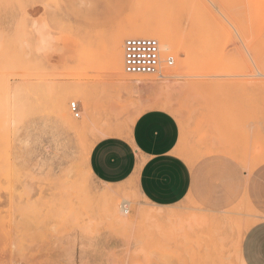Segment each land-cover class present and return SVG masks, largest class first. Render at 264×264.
<instances>
[{"label": "rangeland", "instance_id": "1", "mask_svg": "<svg viewBox=\"0 0 264 264\" xmlns=\"http://www.w3.org/2000/svg\"><path fill=\"white\" fill-rule=\"evenodd\" d=\"M136 1L0 0V264H241V230L263 212L246 198L219 206L188 196L158 207L134 182L98 183L88 165L90 120L71 103L79 107L93 86L102 95L95 118L104 127L126 119L128 129L138 113L159 108L154 101H168L162 109L181 127L178 154L192 167L217 158L231 171L263 168L264 0H144L142 12ZM151 19L173 36L165 74L185 65L167 92L141 97L121 87L116 58L123 63L125 39ZM105 25L112 30L100 37ZM64 40L77 48L54 64L64 51L54 42ZM114 202L135 229L115 220ZM141 209L174 214L159 227Z\"/></svg>", "mask_w": 264, "mask_h": 264}, {"label": "crops", "instance_id": "2", "mask_svg": "<svg viewBox=\"0 0 264 264\" xmlns=\"http://www.w3.org/2000/svg\"><path fill=\"white\" fill-rule=\"evenodd\" d=\"M76 12L80 17L85 16L81 10ZM92 25L86 26L92 28ZM117 46L116 43V51ZM54 47L64 48L62 56L54 54L50 57L57 64L61 60L67 62L77 45L64 40L54 42ZM116 65L117 69L123 68L117 58ZM100 102L102 95L99 96L92 86L81 92L78 104L80 112L90 120L88 126L93 129L90 134L95 136L88 165L98 183L134 182L142 197L161 206L178 204L188 196L219 206L246 198L256 211L264 213V167L250 172L244 169L231 171L217 158L205 159L192 167L178 154L181 127L173 113L151 108L137 116L128 129H125L126 119L118 125L104 127L103 118L93 115L99 110ZM120 129L122 133L116 132ZM241 258L244 264H264V215L260 219L256 215L245 232Z\"/></svg>", "mask_w": 264, "mask_h": 264}, {"label": "bare ground", "instance_id": "3", "mask_svg": "<svg viewBox=\"0 0 264 264\" xmlns=\"http://www.w3.org/2000/svg\"><path fill=\"white\" fill-rule=\"evenodd\" d=\"M57 2V1H56ZM53 3V2H52ZM54 5V4H53ZM58 5V4H57ZM59 8V7H58ZM57 8V9H58ZM135 9H137L136 11L138 12H142V11H145L146 10V7H145V1L144 0H137L136 1V4H135ZM62 14V13H61ZM64 19V18H63ZM70 24V23H69ZM137 26V25H136ZM112 25H105L103 28H102V33L99 35L100 37H102L103 35L105 36L109 31L112 30ZM116 27V25H115ZM88 35H86L89 39H92V38H95L94 34L92 33V29L91 28H88ZM114 29V28H113ZM131 36H150V37H155L156 39H160L161 43H160V46H161V56L163 58V63H162V66L160 68V71L159 73H156V74H133V75H144V76H138L136 78H133L132 81H128V79L130 78V73L126 72L125 71V68H124V60H123V68L120 66L118 67V69L115 71V75L116 77H121V78H124V81L122 82L121 81V87L125 88V89H128L130 91H133L135 92L136 94H140L141 97L144 96L145 93L147 92H150V91H155L158 95L163 93L164 91L167 92V88H171V80L172 78H175L179 75V72H180V69L185 65L184 63H181V62H178L176 68L172 71V72H169L167 74H165L164 70V66L163 64L164 63H167V64H170L169 62H167L168 59H173V62L170 64L172 65L174 63V58L171 56V57H167L165 58L163 56L164 54V47L166 46L167 48H169L171 51H174V48H173V39H172V34H171V31L170 29L162 23V21H155L153 19L147 21V22H144L143 24L139 25L136 27L135 31H132L131 33ZM129 36V37H131ZM127 37V38H129ZM126 38V39H127ZM125 39V41H126ZM101 39L98 37L95 41H100ZM124 41V43H125ZM159 41V42H160ZM165 45V46H164ZM123 56H124V45H123ZM127 73V74H126ZM145 75H148V76H145ZM157 75V76H156ZM132 78V77H131ZM131 80V79H130ZM119 83V82H118ZM174 87V86H173ZM120 88V87H119ZM122 89V88H121ZM137 94V95H138ZM139 95V97H140ZM119 98H121L120 96H118ZM146 97V96H145ZM137 101H142L141 98H138ZM147 102V101H146ZM155 103V106H159V108H168V107H171V104L168 102V101H163V100H156L154 101ZM145 103V102H144ZM73 104H75L77 106V103L75 101H73L71 103V105L73 106ZM78 107V106H77ZM143 111H141L140 113H138L137 116H139ZM80 115V113H79ZM78 115V116H79ZM77 116V115H76ZM136 116V117H137ZM135 117V118H136ZM134 118V119H135ZM213 145V144H212ZM220 151V150H219ZM226 153V151H225ZM182 154V153H181ZM197 156H200V155H197ZM196 156V157H197ZM236 156V155H234ZM233 156V157H234ZM192 158V157H191ZM190 159V158H189ZM197 159V158H195ZM249 160V159H248ZM262 161V160H261ZM140 193V192H139ZM247 203V202H246ZM158 207H161L160 205H157ZM142 210V209H141ZM147 210V209H146ZM253 210V209H252ZM140 212V215L142 216V219L144 220V222H146V224L148 222H151L152 225L153 224H157V226H159V224L166 220V218H171V211H164V210H161V209H150L149 211H139ZM128 213V210L127 209H123V207L120 208L119 205L113 204V211H112V216L115 218V220L117 222H119V224H121L122 226L124 227H129V228H132V229H135V226H136V222L128 217L126 214ZM174 214V213H173ZM174 216V215H173ZM182 216V215H180ZM191 216V214H190ZM200 217V216H199ZM210 217V216H208ZM217 220V217L214 216ZM220 220V218H218ZM176 220V219H175ZM180 220V219H178ZM199 220V218H198ZM213 222V219L211 220ZM194 222H196V219L194 218H190L189 221L187 222H181L183 224V226H186V224H189V225H192L194 224ZM208 222V221H206ZM218 222V221H217ZM172 223V222H171ZM200 223V221H199ZM205 224V223H204ZM210 224V223H209ZM213 224V223H211ZM145 225V223H144ZM217 225V224H216ZM251 225H249L248 227H245L241 230V233H242V236L240 235V237L238 238L237 240V246H239V254H240V263L241 264H244L243 263V260L241 258V243H242V239L244 237V234L245 232L248 230V228L250 227ZM156 227V226H155ZM161 227V226H159ZM158 227V229H160ZM139 228V227H138ZM137 228V229H138ZM175 228V227H174ZM163 229V228H162ZM164 230V229H163ZM172 230V229H171ZM175 230V229H174ZM137 231V230H136ZM176 231V230H175ZM163 232V231H162ZM149 233V232H148ZM164 233V232H163ZM154 234V233H153ZM160 234V233H159ZM149 235V234H147ZM152 235V234H151ZM160 235H163V234H160ZM138 237V236H137ZM135 238V237H134ZM138 240V239H136ZM134 241V240H133ZM130 243V242H129Z\"/></svg>", "mask_w": 264, "mask_h": 264}, {"label": "built area", "instance_id": "4", "mask_svg": "<svg viewBox=\"0 0 264 264\" xmlns=\"http://www.w3.org/2000/svg\"><path fill=\"white\" fill-rule=\"evenodd\" d=\"M124 68L130 74L159 73L163 63L158 39L150 36H131L124 43ZM170 64L173 59H168ZM73 113L79 115V107L72 106Z\"/></svg>", "mask_w": 264, "mask_h": 264}]
</instances>
